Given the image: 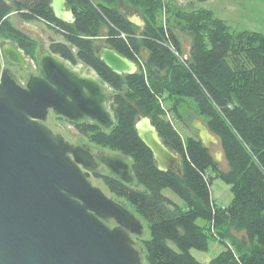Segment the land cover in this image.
Segmentation results:
<instances>
[{
  "label": "trees",
  "instance_id": "16d2710c",
  "mask_svg": "<svg viewBox=\"0 0 264 264\" xmlns=\"http://www.w3.org/2000/svg\"><path fill=\"white\" fill-rule=\"evenodd\" d=\"M49 2L0 0V38L15 42L36 63L39 42L15 27L9 15L43 22L61 37L49 39L51 53L72 66L82 63L116 93L109 103L115 119L111 130L63 119L90 144L132 161V186L109 171L94 177L147 229L148 237L139 239L145 263L264 264V34L233 29L209 9L177 7L172 0H133L146 11L142 28L127 20L115 7L116 0H66L75 18L72 23L56 19ZM182 35L189 38L186 64L170 49L184 52ZM98 44L135 62L137 71H111L95 51ZM186 99L196 103L204 124L219 139L226 172L218 169L197 137L183 138L165 118L175 108L166 111L163 101L182 104ZM138 113L149 117L163 144L179 156V172L157 168L135 130ZM213 178L229 186L228 206L211 197ZM165 188L183 204L165 196ZM232 226L244 233L247 246L238 249L227 241ZM211 241L223 246L215 257L202 262L191 254V249L206 251Z\"/></svg>",
  "mask_w": 264,
  "mask_h": 264
},
{
  "label": "water",
  "instance_id": "95a60500",
  "mask_svg": "<svg viewBox=\"0 0 264 264\" xmlns=\"http://www.w3.org/2000/svg\"><path fill=\"white\" fill-rule=\"evenodd\" d=\"M49 7L56 19L74 21L66 0H50ZM126 18L145 25L137 14ZM95 51L116 74L137 71L135 62L105 44ZM3 63L37 72H26L21 82ZM115 94L93 70L81 71L47 48L38 50L35 63L15 42L0 43V264H146L138 241L144 224L92 174L105 168L132 186V161L75 142L53 122L56 115L111 130L108 104ZM185 121L209 150L218 143L199 119ZM134 127L159 170L180 171L179 156L149 117L140 113Z\"/></svg>",
  "mask_w": 264,
  "mask_h": 264
},
{
  "label": "rangeland",
  "instance_id": "374dc122",
  "mask_svg": "<svg viewBox=\"0 0 264 264\" xmlns=\"http://www.w3.org/2000/svg\"><path fill=\"white\" fill-rule=\"evenodd\" d=\"M174 6L189 8V9H201L206 8L212 10L219 18L225 20L233 29L237 30H247L251 32H260L264 34V0H206L204 2L194 3L192 4L191 0H172ZM115 7L122 12L124 15L127 14H137L141 17L144 16L146 12L144 7L134 4L133 0H116L114 3ZM68 8L70 5L67 3ZM10 21L14 25H19L20 19L14 14L10 17ZM3 39L0 38V43ZM181 41L184 49V54L189 46V38L186 35L181 36ZM43 43H38V49L41 50ZM38 55V51L36 52V58ZM185 56H187L185 54ZM30 59V58H29ZM4 65V64H3ZM79 67L80 70H88L90 68L86 67L82 63H77L74 65ZM3 68H8L3 66ZM10 69L16 77L21 81L24 82L26 80V72L28 73H36L37 68H33L28 66L26 69L14 67L8 68ZM112 91V90H111ZM127 89H123L122 93L128 95L126 93ZM112 93H114L112 91ZM109 106V104H108ZM175 111L172 113H167L166 119L169 120L174 128L180 133V135L185 138L186 136H195L194 131L188 126V123L184 121V118L187 116L188 118L195 117L199 119L201 122H205L206 118L198 113L197 105L192 99H186L183 101L182 104H173L171 101H163L162 107L166 111L169 108L173 107ZM177 113V114H176ZM140 113H138L139 115ZM180 116L178 118V116ZM53 122L59 125L65 134L70 136L73 141L81 143L79 139H81L85 143H89L87 139L76 131L74 126L67 121H54ZM197 137V136H195ZM218 139V138H217ZM90 144V143H89ZM99 151L112 154L108 149L99 148ZM211 154L214 157L218 165V169L226 172L228 170V164L225 160V156L223 150L221 148L219 139L217 144H213L212 149L210 150ZM215 155H218L216 158ZM108 170H104L102 173H107ZM95 178V177H94ZM163 194L173 201L177 202L178 204L182 205V200L169 188L163 189ZM210 194L211 197L220 205L228 206L232 199V194L230 188L227 184H225L219 178H213L211 185H210ZM229 236L227 237V241L234 245V248H240L241 246H247V239L244 236V233L237 229L236 227L232 226L227 230ZM148 231L145 228L144 235L141 238H147ZM138 239L139 243L140 240ZM223 246L219 242L211 241L209 247L206 251H199L196 249H191V254L198 260H210L211 258L215 257L221 250Z\"/></svg>",
  "mask_w": 264,
  "mask_h": 264
},
{
  "label": "crops",
  "instance_id": "0c3cea01",
  "mask_svg": "<svg viewBox=\"0 0 264 264\" xmlns=\"http://www.w3.org/2000/svg\"><path fill=\"white\" fill-rule=\"evenodd\" d=\"M12 15H14V14H10L9 15V20H10V17ZM125 16L126 17L130 16V14H127ZM14 26L17 27L18 29H20L25 34H27L32 39H34L35 41H37L39 43H43L42 48H47L48 49V41H49V39L61 40V37L59 35L54 34L43 22H40V21H24V20L20 19L19 25L17 24V25H14ZM188 52H189V48H187L185 54L188 55ZM207 261L208 260H202V262H207Z\"/></svg>",
  "mask_w": 264,
  "mask_h": 264
},
{
  "label": "flooded vegetation",
  "instance_id": "af4514ba",
  "mask_svg": "<svg viewBox=\"0 0 264 264\" xmlns=\"http://www.w3.org/2000/svg\"><path fill=\"white\" fill-rule=\"evenodd\" d=\"M28 59H29V57H28ZM30 60V59H29ZM4 65L3 66H5V67H8V68H14V67H12V66H10V65H8V64H6V63H3ZM33 68H36V67H33ZM65 119V118H64ZM63 117H61V116H56V115H53V120L54 121H59V122H62L63 120ZM65 121V120H64ZM104 170H106L105 168H102L101 170H98V172L97 171H93L92 172V174H93V176H94V174H101Z\"/></svg>",
  "mask_w": 264,
  "mask_h": 264
},
{
  "label": "built area",
  "instance_id": "2783aa9c",
  "mask_svg": "<svg viewBox=\"0 0 264 264\" xmlns=\"http://www.w3.org/2000/svg\"><path fill=\"white\" fill-rule=\"evenodd\" d=\"M162 16H163V20H164V18H165V14H164V12H163ZM170 49L172 50V52L174 53V55H175L176 57H178V59H179L183 64H186L185 61H186L187 56H185L184 53H181V52L175 50L172 46H170Z\"/></svg>",
  "mask_w": 264,
  "mask_h": 264
}]
</instances>
